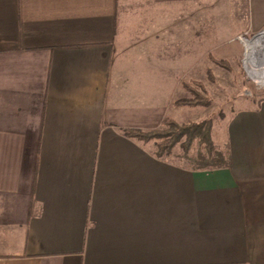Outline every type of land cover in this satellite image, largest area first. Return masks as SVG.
<instances>
[{"label":"crops","instance_id":"0c3cea01","mask_svg":"<svg viewBox=\"0 0 264 264\" xmlns=\"http://www.w3.org/2000/svg\"><path fill=\"white\" fill-rule=\"evenodd\" d=\"M263 31L264 0H0V264H264V101L213 168L126 134Z\"/></svg>","mask_w":264,"mask_h":264},{"label":"rangeland","instance_id":"374dc122","mask_svg":"<svg viewBox=\"0 0 264 264\" xmlns=\"http://www.w3.org/2000/svg\"><path fill=\"white\" fill-rule=\"evenodd\" d=\"M256 38L254 36H246L244 39L242 37L243 40L239 38L242 43V55L236 61L217 60L215 56L211 55L207 77L184 84V89L188 94V98L184 100H193L195 92L210 100L211 104L208 107H191L194 108V114L193 121L190 123L211 120L212 138L217 150L214 159L210 160L205 146L199 140L195 141L188 152H185L179 143L172 152H175L178 160L188 164L191 162L197 168H213L226 161L225 133L228 121L237 110L241 108L254 109L264 101V84L259 83L257 79L264 76V43L252 49L250 54H248L249 48L247 47V42ZM227 47L225 46L224 49ZM216 61H224L228 68L218 65ZM165 121L174 120L167 119ZM163 123L155 130L166 129L167 126ZM176 123L180 126L190 124ZM156 141L159 143L162 139H153L150 142Z\"/></svg>","mask_w":264,"mask_h":264},{"label":"trees","instance_id":"16d2710c","mask_svg":"<svg viewBox=\"0 0 264 264\" xmlns=\"http://www.w3.org/2000/svg\"><path fill=\"white\" fill-rule=\"evenodd\" d=\"M218 65L228 68L224 61H216ZM194 92V91H193ZM193 100H180L178 106H203L208 107L211 103L201 94L195 92ZM163 125L167 126L163 130L155 131H127L126 134L143 142H150L153 139H162L157 144L156 156L159 158L170 156L177 146H181L185 152H188L196 140L205 146L208 158L214 159L216 154V145L212 138V121L205 120L200 123H190L188 125H178L174 121H164Z\"/></svg>","mask_w":264,"mask_h":264},{"label":"bare ground","instance_id":"6f19581e","mask_svg":"<svg viewBox=\"0 0 264 264\" xmlns=\"http://www.w3.org/2000/svg\"><path fill=\"white\" fill-rule=\"evenodd\" d=\"M247 43H246L247 47L249 48L248 54H250L252 49L259 47L264 43V33L260 34L256 39L252 40L251 42H247ZM257 79L259 83L264 84V76Z\"/></svg>","mask_w":264,"mask_h":264},{"label":"built area","instance_id":"2783aa9c","mask_svg":"<svg viewBox=\"0 0 264 264\" xmlns=\"http://www.w3.org/2000/svg\"><path fill=\"white\" fill-rule=\"evenodd\" d=\"M262 33H264V31H263V32H261L260 34H262ZM260 34H259V35H260ZM257 36H258V35H257ZM240 39H241V40H243L244 38L242 39V37H240Z\"/></svg>","mask_w":264,"mask_h":264},{"label":"water","instance_id":"95a60500","mask_svg":"<svg viewBox=\"0 0 264 264\" xmlns=\"http://www.w3.org/2000/svg\"><path fill=\"white\" fill-rule=\"evenodd\" d=\"M257 37V36H256ZM256 37H254V38H256Z\"/></svg>","mask_w":264,"mask_h":264}]
</instances>
